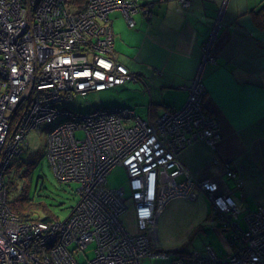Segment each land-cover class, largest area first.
I'll use <instances>...</instances> for the list:
<instances>
[{
	"label": "built area",
	"instance_id": "built-area-1",
	"mask_svg": "<svg viewBox=\"0 0 264 264\" xmlns=\"http://www.w3.org/2000/svg\"><path fill=\"white\" fill-rule=\"evenodd\" d=\"M227 1L203 43L185 102L144 118L128 106L63 107L75 95L138 80L115 57L108 19L120 9L134 26L137 1L86 0L75 10L66 0H0V264H150L155 255L171 264H264V203L243 210L180 159L192 142L215 147L220 138L217 119L204 109L202 78L207 64L216 63L211 50ZM180 2L186 7L189 0ZM39 129L47 133L44 153L57 181L79 185L78 202L63 220H20L8 208L6 169ZM116 166L126 171L128 195L107 184ZM200 194L217 227L228 232L227 252L210 243L201 250H159L156 220L164 206ZM88 245L93 257L80 263L78 253Z\"/></svg>",
	"mask_w": 264,
	"mask_h": 264
},
{
	"label": "crops",
	"instance_id": "crops-1",
	"mask_svg": "<svg viewBox=\"0 0 264 264\" xmlns=\"http://www.w3.org/2000/svg\"><path fill=\"white\" fill-rule=\"evenodd\" d=\"M130 1L146 3L132 14L134 26L120 9L108 14L115 57L138 77L121 106L151 118L185 102L222 0H189L186 7L180 0ZM262 3L227 1L211 50L216 63L202 78L204 109L217 119L220 138L215 147L194 141L180 155L191 175L216 181L246 211L264 203V27L253 18Z\"/></svg>",
	"mask_w": 264,
	"mask_h": 264
},
{
	"label": "rangeland",
	"instance_id": "rangeland-1",
	"mask_svg": "<svg viewBox=\"0 0 264 264\" xmlns=\"http://www.w3.org/2000/svg\"><path fill=\"white\" fill-rule=\"evenodd\" d=\"M126 91L118 90V86L101 91L91 90L85 96L75 95L66 105L75 111L86 112L93 108L121 106L127 100H131L129 94L131 89H136L132 81L127 85ZM81 136V133H78ZM47 133L45 130H32L28 136V146L22 153L17 155L12 164L17 167L25 157H30L34 162L33 168L26 179L17 180V187L29 182L28 192L35 193L34 187L39 190L37 199L45 202L50 212L58 219H65L71 209L77 204L79 195L77 193L78 183L76 181L59 182L50 169L45 156V142ZM24 165V163H23ZM25 168V166H23ZM14 169V168H12ZM107 184L110 187H123L125 194L130 190L126 171L121 166H116L107 174ZM41 187V188H40ZM203 195V194H201ZM42 214V211H39ZM210 215L209 218L207 216ZM129 225L132 226L129 212L126 214ZM217 221L211 213L210 202L205 195L197 200L187 198H175L170 200L160 212L156 220V238L159 250L168 252L175 249H198L210 243L219 253H226L228 245L225 240L228 232H221L216 227ZM79 251L77 260L83 263L86 258L93 257V245ZM150 264H171L170 261L161 260L159 256L152 257Z\"/></svg>",
	"mask_w": 264,
	"mask_h": 264
},
{
	"label": "trees",
	"instance_id": "trees-1",
	"mask_svg": "<svg viewBox=\"0 0 264 264\" xmlns=\"http://www.w3.org/2000/svg\"><path fill=\"white\" fill-rule=\"evenodd\" d=\"M86 0H66V5L69 9H82ZM254 20L258 25L264 27V0L257 12L254 13ZM24 163V165H23ZM34 162L30 157H25V161L15 167L10 164L5 172V188L8 193V208L12 211L20 220L39 219L49 221L54 216L48 209L46 203L39 201V190L34 187L33 194L28 192L29 182L22 186L20 189L17 187V178L20 180L29 177V172L33 168ZM25 166V168L23 167ZM14 168V169H12ZM18 178V179H19ZM41 188V187H40ZM42 211V214L39 213ZM212 211V210H211ZM212 213V212H211ZM209 214L207 218L210 217ZM214 216V215H213Z\"/></svg>",
	"mask_w": 264,
	"mask_h": 264
},
{
	"label": "water",
	"instance_id": "water-1",
	"mask_svg": "<svg viewBox=\"0 0 264 264\" xmlns=\"http://www.w3.org/2000/svg\"><path fill=\"white\" fill-rule=\"evenodd\" d=\"M141 5H142V6H145V5H146V3H142Z\"/></svg>",
	"mask_w": 264,
	"mask_h": 264
}]
</instances>
